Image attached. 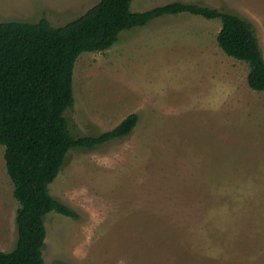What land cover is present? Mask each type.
<instances>
[{
  "label": "rangeland",
  "instance_id": "1",
  "mask_svg": "<svg viewBox=\"0 0 264 264\" xmlns=\"http://www.w3.org/2000/svg\"><path fill=\"white\" fill-rule=\"evenodd\" d=\"M99 2L0 0V23L65 26ZM175 2L249 20L264 56V0H136L132 10ZM221 27L166 16L78 58L70 123L100 135L139 122L70 152L49 192L77 218L47 215L45 264H264V92L219 47ZM18 209L0 146V251L17 244Z\"/></svg>",
  "mask_w": 264,
  "mask_h": 264
},
{
  "label": "trees",
  "instance_id": "2",
  "mask_svg": "<svg viewBox=\"0 0 264 264\" xmlns=\"http://www.w3.org/2000/svg\"><path fill=\"white\" fill-rule=\"evenodd\" d=\"M134 1L100 0L59 27L46 18L37 23H0V146L19 203L17 244L11 252L0 251V264H45L47 215L57 212L77 218L49 192L70 152L95 151L125 138L139 122L134 114L100 135H85L70 123L66 112L75 104L74 70L82 54L105 52L124 32L148 27L163 17L192 14L221 22L219 47L247 63L250 88L264 92V56L252 22L229 11L181 2L133 12Z\"/></svg>",
  "mask_w": 264,
  "mask_h": 264
}]
</instances>
